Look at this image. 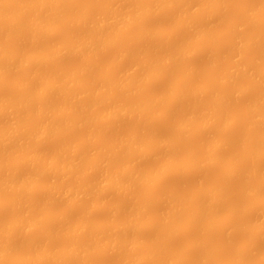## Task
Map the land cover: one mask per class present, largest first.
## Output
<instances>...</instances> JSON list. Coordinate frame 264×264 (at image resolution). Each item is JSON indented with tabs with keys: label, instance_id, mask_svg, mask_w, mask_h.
Here are the masks:
<instances>
[{
	"label": "bare ground",
	"instance_id": "6f19581e",
	"mask_svg": "<svg viewBox=\"0 0 264 264\" xmlns=\"http://www.w3.org/2000/svg\"><path fill=\"white\" fill-rule=\"evenodd\" d=\"M71 1L0 0V84L7 83L14 87L11 89L13 91L8 90L9 93L0 90V125H4L0 127V209L5 208L7 211L8 208L12 211L8 215L10 216L8 219L7 216L6 218L5 216L2 217L3 215L0 216V264H92L90 262V260H93L92 257L101 255L100 257L104 256L103 258H106L112 254V256L121 254L120 257H117L118 263L121 262L120 264H187L191 260V255L185 251L198 253L195 264H264V256L260 252L259 254L262 257L258 254L259 250L264 251L263 247L259 249L260 245L264 244V236H262L264 235V202L263 205L260 204L262 205L261 208L259 204L256 205L260 194L264 193V64L260 63L257 69H253L257 65L254 66L256 63H252L255 62L254 60L261 62L264 58H262L264 56V30H262L264 26L261 25V22L264 21V15L258 17L254 12L249 11L252 7L255 9L258 6V9L263 8L264 2L257 6L251 5L253 2L243 0L242 5L239 6L240 8L234 6L236 9L238 8L236 10L231 5V0V7L227 0H73V3ZM96 6H100V8L94 9ZM164 8L166 11L172 10L171 18L174 17L173 21L175 23L178 21L175 27L173 26L175 31H170V35L167 34L168 37L163 36L164 39L162 38L163 32L160 33V28V32L157 29L155 31L142 29L138 31L137 36L143 42L140 41L134 44L133 47L130 45V48L121 49L120 58L118 56L119 60L117 62L118 58L108 63L98 59L97 54L101 55L106 50L108 52L115 43L118 45L117 42L133 38L135 36L133 29L137 25H142V23L155 16L161 17L165 13ZM230 8L236 13H241L243 10V13L250 17L247 19V16H245L244 20L242 14L243 19L239 18V14L236 15L238 19L234 16L236 22L233 20L234 23L230 22L235 28V33L228 39L230 45L227 42L228 47L225 46L226 49L225 47L223 49L220 37L232 25L229 26L231 24L229 22L225 30L224 27L221 28L222 23H219L222 21L218 18L224 16V20L222 18L221 20L225 21V18L227 19L229 14H232ZM244 8H247L245 11L248 10L247 13L249 14L245 13ZM163 9L164 11L161 13ZM227 9L230 11L227 12L228 14L225 11ZM95 11H98L97 14H95ZM223 11L224 14L222 15ZM213 18H217L216 20L219 23ZM252 18H256V21ZM209 20L211 24H208ZM249 20L255 21L256 25L260 24L261 29L259 27V30L250 29V34L247 36L248 32L242 34V31L246 29L245 24L248 25ZM228 21L229 19L226 20V22ZM61 22L63 25L59 26L62 24ZM214 22L219 27H214ZM201 23L204 25L201 26ZM174 28H170V30H174ZM236 28L242 33H237ZM62 29L74 31L76 36L75 33L70 36L66 34L67 37H63H66L65 39L60 37L62 38L60 39L61 42L58 40L53 41L54 38L52 40L46 38L53 36L50 33L56 35L58 32H62ZM179 31L185 33L184 35L180 33L184 36L182 40L186 38L185 41L178 39L182 44L177 40L172 41L174 40L172 38ZM245 35L246 37L243 38ZM71 36H75L74 39ZM167 38L170 41H167L165 45L162 42L161 46L158 41ZM62 40H67L69 43L67 41L62 42ZM148 40H156L159 46H156V44H154V47L153 45L148 46ZM6 46L9 47V50H6ZM145 47H147L146 51L144 50ZM245 48L248 51L251 50V52L255 50L254 53L261 55L262 59L259 55H256V59H252L251 63L249 60H245L246 56L242 53L243 50L247 51ZM158 50H162V53ZM226 50L229 53H226ZM141 52L144 53L141 54ZM207 52H212L215 55L213 56L215 60L212 57V62L210 61L209 67L207 66L209 70L218 68V61L225 55L228 57V54L233 67L229 68V71L220 72L218 78H210L206 83L203 81L205 83L203 84L197 79L201 74L197 72H200L203 67L201 64H197L194 58L211 54L206 55ZM72 55L82 59L76 67L68 69L64 66L59 67L65 61L64 59L67 60ZM132 55H136V61H134L135 58ZM130 57L134 63L130 67H133V69L124 66V62ZM60 60L64 61L61 62ZM259 62L257 61V63ZM262 62L264 63V59ZM92 65L96 66L91 68ZM197 65L201 68L198 69ZM104 68L108 71H105ZM117 68L120 70L118 73L114 71ZM125 68L131 70L132 74L128 70L126 73H122L126 71ZM21 69L29 71L26 79L17 81L9 78V76L15 75L9 74L10 72H19V70L22 71ZM178 70L181 71L179 77L177 75L179 74L177 73ZM176 80L179 81L178 85L175 84L177 83ZM238 80L242 81L243 84ZM246 82L247 84H245ZM157 83L166 84L164 87L168 89L165 90L166 88H164L162 92L146 98V92L155 87ZM216 88H222V91L215 92ZM202 99H207L208 102L205 100L207 104ZM237 100L240 103H236V109H239L234 112L233 104ZM166 101H171L172 103H169L173 107H169L171 109L159 114L157 118L161 119L170 111L172 113L183 108L191 111H187L188 113L176 120L177 122L175 121L167 126L171 129L168 128L166 133L163 132L165 127L154 128L152 126L154 130L152 127L144 126L145 120L149 118L145 113L146 110L153 105H163ZM242 115L243 119L240 120L238 117H242ZM115 119L117 122L123 121L120 123V128L118 126L119 122H115ZM126 121L134 122L133 124L136 123L138 127L141 124L140 128L135 125L137 129L134 130L135 132L133 131L134 133L132 132L128 136L123 134V138L119 137L120 140L115 138L114 142L112 141L111 144L109 142L110 145L107 144L109 147L102 142H98L96 146H92L93 148L90 147V151H93L92 155L95 154L94 158L91 154L84 157L81 152L86 153L89 150L88 143L93 145L97 142L89 141L87 143L85 141L84 144L83 140H79L82 144L80 145L76 143L79 142L78 140H73L71 144L72 142L74 144L71 146L70 141L66 139L70 133L77 130L78 132L91 134V136L103 134L108 129H113V131L118 129L119 131L121 124H125ZM116 124L118 125L114 126ZM195 126H199V130L202 129V132L191 131L194 130L193 127ZM237 126H242V129L241 127L236 129ZM142 127L146 129L144 130ZM172 127L175 129L173 135L171 134L174 131ZM234 129L236 130L234 131ZM156 130L161 133L158 132L160 134L156 135ZM218 131L221 133L219 134ZM203 133L205 134L203 135ZM231 133L232 135H230ZM154 135H161L162 137L156 138ZM165 135H169V137ZM53 141H57L58 144L61 143L59 145L55 144L57 147H53L51 150H46L48 148L47 144ZM236 144L237 147L235 148L234 145ZM84 147L86 148L84 149ZM19 148L22 150L20 151ZM199 148H201V153L198 156L197 150ZM16 149L18 156H15ZM81 149L84 150L81 151ZM160 152L165 153V155L161 157ZM177 152L181 155L180 157ZM11 155L15 157L13 158ZM157 156L159 157L156 158ZM89 157L91 158L89 159ZM153 157L156 159L153 164L155 167L144 162L154 159ZM223 158H226V160L222 161ZM157 160L159 161L156 163ZM140 161L142 162L141 165L139 164ZM25 164H29L31 167L28 168ZM216 169L224 173L226 181L223 179L224 176L222 178L220 174L221 182H218L220 179L215 180L211 183L212 188L211 185L205 184L207 178L204 179L202 176L205 172L204 176H207L210 171L218 172L219 170ZM238 169L244 172L243 188L247 197L245 199L249 200V205L251 203L245 209L244 206L240 205L241 202L238 203L240 199H237L238 195L233 192L235 190L230 189V183L229 186L222 184V181L227 184V181L235 179L238 175ZM174 171L183 174L182 179H185L186 175L199 176L198 179L201 177V182L198 180L201 183L199 186L204 185V188L207 187L206 189L203 187L198 188L197 185L196 188L198 189L192 190V194L196 195L187 194V196L191 195L194 200L186 196L190 211L196 206L195 212L192 211L191 214H186L185 211L188 208L185 206L187 205L186 202L183 206L179 205V208L177 198L179 199L180 195L171 189L169 190L172 193L168 190L166 192L168 195L157 199L160 202H157V204H155L157 201L155 199L144 200L137 196H135L137 198L135 199L131 196V194L135 195L136 187L138 188L141 183L142 185L147 183L145 185H149L150 189L161 186V180L169 173H174ZM91 176H95V178ZM49 177L59 178V180L55 178V182L57 180L59 184L57 182L56 184H43ZM202 178L205 181H202ZM62 179H66L65 182ZM42 180L44 181L42 182ZM250 180L258 182L255 185L247 186V182ZM210 189H212V192H210ZM228 189L230 190L228 191ZM224 190H227V192L233 191L227 194ZM108 193H115L114 195L119 193L117 197L126 195L123 197H126L127 200H129V195L130 199L135 200L133 205H131L132 203L128 204V207L125 205L126 202L121 205L123 201H119L120 205H118V202L107 203L109 200L107 198L112 195ZM209 193L215 195H211V197H214L213 199L205 197ZM92 196H95L94 200L97 203ZM88 197L89 199L91 197V201H94V205L88 207V209L93 208L95 210L94 206H97V209L102 210L101 207L103 206V213L107 211V215L110 212L113 214L110 213L107 217L109 218L110 215L109 219L114 217L113 222L112 219L110 222L109 219H107L108 222L105 221L106 219H102L104 223H99L97 224L98 227L95 225L96 228H94V222L96 221L92 223L93 219L88 215L93 209H85L84 212L89 211L87 213L88 217L83 218L82 216L78 222L71 223L68 217L71 218L72 214L80 212V203ZM242 198L244 197L242 196ZM105 199H107L106 203L104 202ZM188 199L191 201H187ZM152 200L156 205L155 207L151 204ZM195 200H198L199 205ZM192 202L195 205H192ZM225 202H228L227 206ZM57 203H63L62 205L65 206L63 207ZM58 205L64 208L63 212L61 211L62 213L55 212L54 207ZM150 205H152V208L160 205L163 210H158L159 215L157 213L151 214L147 211V207L149 210L151 209ZM105 206L109 207L105 208ZM164 207L166 211H164ZM223 209H226V212L229 211L228 214L232 215H225L227 213ZM142 210L146 211L143 215L141 214ZM182 211L188 217L190 215L189 218L185 216L188 220L184 218ZM187 211L189 212V209ZM124 212L127 214L124 215ZM237 212H241L240 214L243 216L241 215L242 217L239 218L240 214ZM120 213H124L122 216H126V218L122 217ZM236 213L239 214L238 217ZM220 214H224L227 218L224 215V218H222L223 216H220ZM251 214L253 215L250 216ZM255 214L257 215L255 216ZM83 215H86V213ZM117 215L121 219L123 218L124 221L120 218L117 219ZM147 215L149 218L146 217ZM155 216L158 217L155 218ZM245 217H248V219ZM54 218L59 223L58 226H51L53 224L51 219L54 220ZM182 218L187 220L186 225L185 222L182 223ZM232 218L233 220H231ZM244 218L245 221H238L239 219L240 221L244 220ZM180 220L182 221L180 222ZM222 220L224 223H221ZM179 222L185 225V228H182ZM220 224L222 225L220 226ZM91 226L94 231L97 229L95 234H93L94 231H90L93 230ZM101 227H103V231L109 229V233L107 231L101 233ZM186 227L188 230L189 228L192 230V228L199 227L202 231L199 230V233L203 235L200 236L198 233L200 238L198 235H194L196 237H192L197 239L194 240L189 237L188 242L187 239L184 240L190 246L188 247V244H186L187 249L183 252L184 248H181L180 243L182 242L184 247L185 242L181 241L180 246H175L174 243L178 244V240L173 239L176 233L177 236L179 235L180 230L184 229L186 231ZM240 228H243L242 231H247L244 238L237 237L236 232ZM98 230H100V233H98ZM227 230L229 231L226 232ZM87 231L93 233L88 232V234ZM233 232L240 242L237 241L240 247L238 255L232 249L237 244L234 243ZM216 233H219V238L218 234L214 235ZM215 236L219 240L215 243H219L218 246L224 244L226 248L219 247L222 249L221 251L218 250L219 248L216 249V244L210 242L213 238L212 241H216ZM210 238L212 239L210 240ZM226 238L227 242L233 244L232 247L225 241ZM148 241H151V243H148ZM226 243L234 251L233 253L232 250H229L230 248L228 249ZM172 244L178 248H175ZM238 246L234 249L239 250ZM168 247L171 250L170 254L166 251ZM193 247L194 249H192ZM179 248L181 252H176ZM223 248L227 250H223ZM217 250L220 254L227 251L222 253L223 255L229 253L233 257L235 253L236 256L233 259L222 257L217 262L220 257ZM97 251H99V254L96 253ZM164 253H167V255ZM121 259L123 260L121 261Z\"/></svg>",
	"mask_w": 264,
	"mask_h": 264
},
{
	"label": "rangeland",
	"instance_id": "374dc122",
	"mask_svg": "<svg viewBox=\"0 0 264 264\" xmlns=\"http://www.w3.org/2000/svg\"><path fill=\"white\" fill-rule=\"evenodd\" d=\"M72 1H73V0H72ZM72 1H71V2H72ZM227 1H228V3H229V6H230V0H227ZM247 1L250 2V3L253 2L251 5H257V6H258L261 2H264V0H263V1H262V0H246V2H247ZM231 2H232L231 5H233V8H235L234 6H237L238 8H240L239 6L242 5L241 3L243 2V0H241V1H240V0H233V1L231 0ZM255 2H256V3H255ZM72 3H73V2H72ZM250 3H249V4H250ZM236 4H237V5H236ZM240 4H241V5H240ZM97 7L100 8V6H96V7H94V9L96 8V10H97ZM230 7H231V6H230ZM254 7H255V6H254ZM99 8H98V10L100 11ZM238 8H237V9H238ZM258 8H259V6H258ZM258 8L256 7V9H255V8L252 7V9H249V8H248V9H249V11L251 10V12H254L255 15L258 16V17L264 15V7H263V8H260V9H258ZM164 9H165V8H164ZM164 9L161 11V13L164 11ZM167 9H168V8H167ZM235 9H236V8H235ZM237 9H236V10H237ZM246 9H247V8H246ZM246 9L244 8V11H245ZM253 9H254V10H253ZM227 10H228V11H227ZM227 10H225V11H226V14H228L227 12H230V11H232V14L230 13L229 16H228V18H227V19L225 18V21H223V20H224V19H223L224 16H221V15H220L221 17L218 18V19H220V21H222V22H220V23H219L218 20H216L217 18H215V19L213 18V20H216L217 23H219V24L222 23V25H220V26H221V28L224 27L225 30H226V27H228L227 24H228L230 21H232V20L235 21V18H237V17H236L237 14H239V15H238V16H240L239 18H242V15H243V16H244V20H245V16H247L246 14L243 13V10L241 11V13L233 12V9H232V8H230V11H229V9H227ZM168 11H169V12H168ZM168 11H166V9H165V13H163L161 17H160V16H157V17L155 16V17L151 18L150 20H148L147 22L142 23V25H137V26L133 29V31H134L133 33H134L135 36H134L133 38H131L132 40H131V39H125V40H122V41L119 42V43L117 42L118 45H116V43H115V45H113V47L111 46V48H110L111 50L109 49L108 52H107V50H106V52H103V53L100 52V53H102L101 55H98V54H97V56H99V58H98V57H97V58L100 59V61H103V60H104L103 62H105V63H108L109 61H113V59H117L118 56L120 55L119 53H120L122 50L127 49V48H130L131 46L133 47L134 44H136V43H138V42H140V41L143 42L142 40H139L140 38L137 36L138 31H140V30H142V29H149L150 31H151V30H152V31H153V30L155 31V29H157V31H159V28H160V31H161V32H160V31H159V32H160V33L163 32L162 38H163V36H164L165 38L168 37L167 34H169V33L173 32V31H175V28H174V27H175V24L178 23V21H177L176 23L173 21V20H174V17H172L173 19L171 18V16H172V14H171V13H172V10L169 9ZM239 11H240V10H239ZM247 11H248V10H247ZM247 11H245V13H247ZM93 12H94V11H93ZM95 12H96L95 14H97L98 11H95ZM193 12H194V10H193ZM197 12H198V11H197ZM254 13H253V15H254ZM223 14H224V11L222 12V15H223ZM241 14H242V15H241ZM247 14H249V13H247ZM250 15H251V13H250ZM153 16H154V15H153ZM234 16H235V18H234ZM165 17H166V18H165ZM248 17H250V16H247L246 18L248 19ZM251 17H252V16H251ZM161 18H162V19H161ZM221 18H222L223 20H221ZM211 19H212V18H211ZM211 19H210V20H211ZM228 19H229V21L226 22V20H228ZM237 19H238V18H237ZM242 19H243V18H242ZM242 19H239V20H242ZM250 19H251V18H250ZM252 19L255 20L256 18H252ZM154 20H155V21H154ZM168 20H169V21H168ZM210 20H209V21H210ZM213 20H212V21H213ZM257 20H258V19H257ZM233 21H232V22H233ZM255 21H256V20H255ZM255 21L253 22V21H250V20H249L248 25H247V23L245 24V26H247V27H245L246 29H244V30L242 31L243 33L240 32V31H238L237 28H236V32H237V33L240 32L239 34H241V33H242V34H247L246 32H248V34H247V36H248V35L250 34V29L256 30V29H258V27L260 26V24H257V25H256V22H255ZM152 22H153V23H152ZM157 22H158L159 24H158ZM161 22H162V23H161ZM173 22H174V25L172 24ZM201 22H202V21H201ZM205 22H206V21H205ZM205 22H204V23H205ZM207 22H208V21H207ZM207 22H206V23H207ZM232 22H230L231 24H229V26L232 25ZM235 22H236V21H235ZM260 22H261V21H260ZM263 22H264V21H263ZM263 22H261V25L264 26V23H263ZM61 23H62V22H61ZM155 23H156V24H155ZM167 23H169V24H167ZM209 23L211 24V21L208 22V24H209ZM214 23H215V22H214ZM217 23L214 24V27L217 25ZM233 23H234V22H233ZM249 23H250V25H249ZM199 24H200V23H199ZM61 25H63V23L60 24L59 26H61ZM160 25H161V26H160ZM171 25H172V26H171ZM177 25H178V24H177ZM202 25H204V24L201 23V26H202ZM173 26H174V27H173ZM263 26H262V27H263ZM216 27H219V26H216ZM170 28H171V29L174 28V30H170ZM176 28H177V27H176ZM231 28H232V30H231ZM242 28H243V27H242ZM259 29H261V27H259ZM259 29H258V30H259ZM62 30H63V29H62ZM64 30H65V29H64ZM64 30H63L62 32H60V33L58 32V34H56V35H55L54 33H53V34L50 33V35H53V36L51 37V36L49 35L50 37H46V38H51L50 40H52V39L54 38L53 41L56 42V40H58L59 42H61L60 39H62L64 36L67 37V35L70 36V35H72V34H74V33H75V36H76V32H74V31L72 32V31L69 30V29H67V30H65V31H64ZM241 30H242V29H241ZM253 30H251V31H253ZM262 30H264V29L262 28ZM59 31H60V30H59ZM170 31H171V32H170ZM222 31H223V30H222ZM244 31H245V32H244ZM177 32H178V30H177ZM223 32H224V31H223ZM227 32H228L229 34H228ZM180 33H182V32L179 31V33H177V34L175 33L176 35L174 36V38H172V39H174V40H172V41H175V40L178 41V39H181V41H183V40L185 41L186 38L182 40V38H184L183 35H184L185 33L183 32V33H182L183 35L180 34ZM234 33H235V28H233V25H232V27L228 28L227 31H225V33H222L223 35H221V37H220V35H218V37H220V39H221V47H222L223 49H224L225 46L228 47V45H226V43L228 42V39H230L229 37H230L231 35H233ZM61 34H62V35H61ZM66 34H67V35H66ZM164 34H166L167 36H165ZM47 35H48V34H47ZM54 35H55V36H54ZM169 35H170V34H169ZM57 36H58V37H57ZM75 36H74V37H75ZM172 36H173V35H172ZM182 36H183V37H182ZM185 36H187V35H185ZM222 36H223V37H222ZM241 36H242V35H241ZM60 37H62V38H60ZM66 37H65V38H66ZM71 37H72V36H71ZM74 37H72V38L74 39ZM175 37H176V38H175ZM218 37H217V38H218ZM244 37H246V35L243 36V38H244ZM46 38H45V39H46ZM65 38H63V39H65ZM138 38H139V39H138ZM169 38H170V36H169ZM169 38L165 39L166 41L161 39L162 41L159 40L158 42L161 43V44H160L161 46H162V42H163V44L165 45V43H166L167 41H170ZM69 39H70V38H69ZM163 39H164V38H163ZM168 39H169V40H168ZM46 40H47V39H46ZM50 40L48 39L49 42H50ZM126 40H127V41H126ZM53 41H52V42H53ZM63 41H67V40H62V42H63ZM136 41H137V42H136ZM172 41H171V42H172ZM177 41H176V42H177ZM67 42H68V41H67ZM147 42H148V43H147L148 46H149V45H150V46L153 45V47H154V44H156V46L159 44V43L156 42V40H155V41H154V40H148ZM155 42H156V43H155ZM178 42H179V41H178ZM209 42H210V41H209ZM68 43H69V42H68ZM179 43H181V42H179ZM119 44H120L121 46H120ZM123 44H124V45H123ZM127 44H128V45H127ZM181 44H182V43H181ZM228 44H229V42H228ZM126 45H127V46H126ZM130 45H131V46H130ZM179 45H180V44H179ZM222 45H223V46H222ZM229 45H230V44H229ZM119 46H120V47H119ZM158 46H159V45H158ZM6 47H7V46H6ZM118 47H119V48H118ZM126 47H127V48H126ZM153 47H151V48H153ZM8 48H9V47H7L6 50H7ZM10 48L12 49L11 46H10ZM116 48H117V49H116ZM146 48H147V47L144 48L145 51H146ZM148 48H149V47H148ZM162 48H166V47H162ZM248 48H249V47H248ZM121 49H122V50H121ZM159 49H160V48H159ZM225 49H226V47H225ZM229 49H230V47H229ZM246 49H247V48H245V50H246ZM251 49H252V48H251ZM8 50H9V49H8ZM162 50H163V49H162ZM162 50H160V51L158 50V51L162 53ZM227 50H228V49H227ZM227 50H226V53H229V51L227 52ZM10 51H11V50H10ZM109 51H110V52H109ZM112 51H115V52H112ZM141 51H142V50H141ZM164 51H166V50H164ZM247 51H248V49H247ZM247 51H244V50H243L242 53H244V56L247 57V58L245 57V60H249L250 63H251V60H252V59H253V60L256 59V58H255V57H257L256 55H259V54H258V53L255 54V53H254L255 50H253L254 52H251V50L248 51V52H247ZM245 52H246V55H245ZM138 53H139V52H138ZM143 53H144V52H143ZM143 53L141 52V54H143ZM161 53H160V54H161ZM208 53L213 54L212 52H207L206 55H208ZM223 53H224V52H223ZM242 53H241V54H242ZM111 54H112V55H111ZM204 54H205V53H204ZM211 54L208 55V56H203V55H202V56H200V57L197 56V57L194 58V59L196 60L197 64H201V66L203 67L202 70H201V71H203V72H201V71H200V72H197V73H201L199 76L196 74V75L198 76L197 79H198L199 81H201V82L205 81V83H206L210 78H218V77L220 76V72L222 73V72H224V71H227L229 68L231 69V68L233 67V66H231V65H232L231 61H232V60L229 61L230 56H229V54H228V57L225 55V57L223 56V58L220 59L222 62H219L220 60L218 61V63H217V64H218V68L215 67V68H216L215 70H212V69L210 68L211 70H209V69L207 68V66H208L209 63L212 62V60H211L212 57L215 56L214 54H213V55H211ZM75 55H77V54H75ZM199 55H200V54H199ZM242 55H243V54H242ZM242 55H241V56H242ZM262 55H263V54H262ZM73 56H74V55H72V57H69V58H68V56H67L68 59H67V60L64 59L65 61H64V60H60L61 62H62V61H64V62H62V63L59 65V67H63V66H64V68H66V69L71 68V67H76V66L79 64L81 57L78 58L77 56H74V57H73ZM135 56H136V55H135ZM135 56L132 55V57L135 58V60L133 59L134 61H136V57H135ZM140 56H141V55H140ZM195 56H196V55H195ZM244 56H242V57L244 58ZM192 57H193V56H192ZM192 57H191V58H192ZM231 57H232V56H231ZM239 57H240V56H239ZM259 57L261 58V55H259ZM259 57H258V59H259ZM263 57H264V56H262V58H263ZM71 58H72V59H71ZM103 58H104V59H103ZM119 58H120V56H119ZM119 58L116 60V62L119 60ZM137 58H139V57H137ZM214 58H215V57H213V59H214ZM232 58H233V57H232ZM262 58H261V59H262ZM74 59H75V60H74ZM209 59H210V60H209ZM263 59H264V58H263ZM263 59H262V61H263ZM81 60H82V59H81ZM122 60H123V59H122ZM122 60H121V61H122ZM124 60H125V59H124ZM124 60H123V61H124ZM131 60H132V58L130 57L127 61L124 62V63H125L124 66L126 65L127 68H128V66H129V69H131V68L133 69V67H130V65L133 63V61H131ZM189 60H190V58H189ZM208 60H209V61H208ZM214 60H215V59H214ZM240 60H241V59H240ZM60 61H59V62H60ZM106 61H107V62H106ZM191 61H192V60H191ZM210 61H211V62H210ZM224 61H225V62H224ZM241 61H242V60H241ZM243 61H244V60H243ZM254 61H255V62H252V63H256V64H254V66H256V65H257V66H256V68L254 67L253 69H257V67L260 66V65L258 66V64H260V63L264 64L262 61L259 62V60H257L259 63H257L256 60H254ZM205 62H206V63H205ZM227 62H228V63H227ZM66 63H67V64H66ZM119 63H120V61H119ZM193 63H194V62H193ZM247 63H248V62H247ZM57 64H58V63H57ZM100 64H101V63H100ZM100 64H99V65H100ZM133 64H134V63H133ZM133 64H132V65H133ZM102 65H103V64H102ZM102 65H101V66H102ZM209 65H210V64H209ZM220 65H221V66H220ZM95 66H96V65H95ZM95 66L92 65L91 68H93V67H95ZM103 66H104V65H103ZM121 66H122V65H121ZM121 66H120V67H121ZM216 66H217V65H216ZM250 66H251V64H250ZM199 67H200V66H199ZM199 67H198V65H197V68H198V69H199ZM208 67H209V66H208ZM221 67H222V68H221ZM263 67H264V66H263ZM46 68H47V67H46ZM46 68H45V70H47ZM55 68H56V67H55ZM64 68H62V69L64 70ZM100 68H101V67H100ZM121 68H122V67H121ZM121 68H120V69H121ZM127 68H125V70H126L125 72H124V71L122 72V70H121V72H122V73H126L127 70H128V72L131 73V72H130L131 70L129 71V69H127ZM200 68H201V67H200ZM206 68H207V69H206ZM251 68H252V67H251ZM58 69H60V68H58ZM62 69H61V70H62ZM94 69H95V68H94ZM94 69H91V70H94ZM101 69H102V68H101ZM204 69H205V70H204ZM230 69H229V70H230ZM258 69H259V68H258ZM260 69H262V68H260ZM260 69H259V70H260ZM21 70H22V69H21ZM40 70H41V69H40ZM52 70H53V69H52ZM104 70H105V68H104ZM104 70H103V71H104ZM106 70L108 71V69H106ZM106 70H105V71H106ZM117 70H118V68H117ZM117 70H114V71H115L116 73H118L120 70H118V71H117ZM229 70H228V71H229ZM249 70H250V69H249ZM251 70H252V69H251ZM262 70H263V69H262ZM262 70H261V71H262ZM42 71H43V68H42ZM50 71H51V70H50ZM112 71H113V69H112ZM112 71H111V73H112ZM178 71H180V70H178ZM178 71H177V73H179V74H177V75H178V77H179L181 71H180V72H178ZM198 71H199V70H198ZM252 71H253V70H252ZM19 72H20V73H19ZM19 72H15V73L10 72L9 74L12 73V74H15V75H11V76H9V78H10V79L13 78L14 80H17V81H23L24 79H26V78L28 77V72H29V71L27 72V70H22V71L19 70ZM45 72H46V71H45ZM47 72H48V71H47ZM109 72H110V71H109ZM255 72H256V71H255ZM257 72H258V71H257ZM262 72H263V71H262ZM16 73H17V74H16ZM23 73H24V75H23ZM43 73H44V72H43ZM49 73H50V72H49ZM51 73H52V71H51ZM51 73H50V74H51ZM122 73H121V74H122ZM129 73H128V74H129ZM133 73H135V71H133ZM218 73H219V74H218ZM45 74H46V73H45ZM112 74H113V73H112ZM121 74H120V75H121ZM131 74H132V73H131ZM131 74H129V76H131ZM46 75H47V74H46ZM113 75H115V74H113ZM117 75H119V74H117ZM177 75H176V76H177ZM193 75H194V74H193ZM176 76H175V77H176ZM169 77H170V76H169ZM175 77H173V78L176 79ZM195 77H196V76H195ZM173 78H172V81H173ZM192 78L194 79V77H192ZM178 80L180 81V79H178ZM178 80H176V81H177V83H175L176 85H178V83H179ZM195 80H196V78H195ZM240 80H242V79H240ZM240 80H238V81H240ZM246 81H247V80H246ZM10 82H11V81H10ZM180 82H181V81H180ZM240 82H242V81H240ZM244 82H245V81H244ZM8 83H9V82H8ZM205 83L203 82V84H205ZM180 84H181V83H180ZM201 84H202V83H201ZM238 84H239V83H238ZM241 84H243V82H242ZM245 84H247V82H246ZM1 85H2V86H1ZM3 85H4V86H3ZM165 85H166V84H165ZM165 85H163V83H157L155 87H153L152 89L150 88L149 90L147 89V90H148L147 92L145 91V92H146L145 97H146V98H147V97L150 98L151 96H154L155 94H157V93H159V92H162V90H163L164 88H166L165 90H167L168 88H167V87H164ZM173 86L175 87L174 84H173ZM179 86H180V85H179ZM0 87H1L0 90H3V92H4V91H7V92H8V90H11L12 88H14V87H12L10 84H7V83L0 84ZM2 87H3V88H2ZM6 87H7V88H6ZM5 88H6V89H5ZM156 88H157V89H156ZM151 90H152V92H151ZM165 90H164V91H165ZM218 90H219V91H218ZM11 91H13V90H11ZM220 91H222V88H216V89H215V92H220ZM1 92H2V91H1ZM4 93H5V92H4ZM8 93H9V92H8ZM10 93H11V92H10ZM147 93H148V94L151 93V94L148 95ZM152 93H153V94H152ZM141 95H143V94H141ZM143 98H144V97H143ZM202 100H203V99H202ZM205 100L207 101V99H204L203 101H205ZM240 100H243V99H240ZM206 101H205V102H206ZM238 101H239V100H237V101L233 104V111H234V112H235L236 110L239 109V108L236 109V105H237L236 103H238V104L240 103V102H238ZM244 101H245V100H244ZM166 102H168V103H166ZM166 102H165L166 104H165V103H163V105L160 104L161 106H160V105H159V106H158V105H153V106H151L150 109H147V110H146L145 113H146V115H147L149 118H148V120H145L146 122L144 121V122H145V123H144V126H148L149 128H151L152 126H154V128H156V127H160V126H161V128H164V127H165V128L163 129V132L166 133V131H168V128H169V127H167V126L171 125V124L174 123L176 120L180 119L182 116H184L185 114H187L188 112L191 111L190 109L183 108L184 110H183V109L178 110V111L176 110V111H173L172 113H171V111H170V112H169L170 114L168 113L166 116H164V117L161 118V119H160V118H157V116H159V114H163L164 111H166V110H168V109H171V108H169V107H173V106H171V104H170V103H172L171 101H166ZM169 102H170V103H169ZM207 102H208V101H207ZM207 102H206V104H207ZM246 102H247V101H246ZM200 103H202V102H200ZM241 103H242V102H241ZM206 104H205V105H206ZM168 105H170V106H168ZM203 105H204V104H203ZM205 105H204V106H205ZM244 105H245V104H244ZM244 105H243V106H244ZM154 106H155V107H154ZM200 106H202V105L200 104ZM239 106H241V105H239ZM241 107H242V106H241ZM152 108H153V109H152ZM162 108H163V109H162ZM151 109H152V110H151ZM159 110H160V111H159ZM185 110H186V111H185ZM241 110H242V109H241ZM187 111H188V112H187ZM237 113H238V111H237ZM152 114H153V115H152ZM182 114H183V115H182ZM239 114H241V112H239ZM154 117H155V118H154ZM236 117H237V116H236ZM174 118H175V119H174ZM238 118H239L240 120H242V119H243V115H242V117H238ZM164 119H165L166 121H165ZM115 120H116V119H115ZM115 120H112V121L114 122ZM163 120H164V121H163ZM167 120H168V121H167ZM1 121H3V120H1ZM112 121H111V122H112ZM115 122H117V120H116ZM118 122H119V121H118ZM118 122H117V123H118ZM121 122H123V121H121ZM121 122H119V125L116 124V125H114V126H117V125H118L119 128H120V123H121ZM126 122H127V121H126ZM126 122H125V124L122 123L123 125L121 124V129H120L119 131H118V129H117V131H113V129H108V130H106L107 133H106V131H105V132H103V134H102V133H101V134L99 133L100 135L96 134V136H95V134H94L93 136H91V134L89 135V134H87V133L78 132V130H77V131H73V132L70 133L69 135L67 134L68 136H67V138H66V137H65V138L68 139V140L70 141V145H71V146H73L72 144H74V142H72V144H71V141H73V140H78V141H79V140H83V141H84V144H85V141H87V143H88L89 141H90V142H97V143H95V144L93 143V145H92L91 143H88V144H87V145H88L87 147L89 148V150H87V149H86L87 151L85 150L87 154L84 153V152H81V154H83L84 157H87L88 154H91V155H92V152H93V151H90V147L93 148L94 145L96 146V144H98V142H100V143H101V142H102V143H105V146H106L107 144H109V142H110V144H111L112 141L114 142L116 139L118 140L119 137L123 138V136H122L123 134H124V136H126V135L128 136V135L132 134V132H133L134 130L137 129L138 125H137L136 123H135V125H137V127L133 124L134 122H133V123H132V122H129V121H128L127 123H126ZM176 122H177V121H176ZM3 123L5 124V121H4ZM155 123H156V124H155ZM158 123H159V124H158ZM160 123H161V124H160ZM111 124H112V123H111ZM263 124H264V123H263ZM140 125H141V124H140ZM140 125H139L138 128H140ZM1 126H4V125L1 124L0 127H1ZM131 126H132V127H131ZM142 126H143V125H142ZM144 126H143V127H144ZM193 126H194V125H193ZM263 126H264V125H263ZM143 127H142V128H143ZM148 127H147V128H148ZM197 127H198V128H197ZM239 127H241V129H242V126H237L236 129H238ZM123 128H124V129H123ZM142 128H141V129H142ZM154 128L152 127V129H154ZM172 128H173V127H172ZM193 128H194V130L192 129L191 131H196L197 133L200 132V131L202 130L201 128H200L201 130H199V126H195V127H193ZM143 129H144V128H143ZM143 129H142V130H143ZM145 129H146V128H145ZM145 129H144V130H145ZM169 129H171V128H169ZM236 129H234V131H235ZM124 130H125V132H124ZM138 130H139V129H138ZM138 130H137V131H138ZM154 130H155V129H154ZM161 130H162V129H161ZM173 130H174V131L171 133L172 135H173V133L175 132V129H174V128H173ZM120 131H122V132H120ZM127 131H128V132H127ZM156 131H157L156 135H157V134L159 135V134L161 133V132L158 131V130H156ZM156 131H155V132H156ZM171 131H172V130H171ZM237 131H238V130H237ZM237 131H236V132H237ZM239 131H240V130H239ZM134 132H135V131H134ZM134 132H133V133H134ZM158 132H160V133H158ZM163 132H162V133H163ZM196 132H194V133L197 134ZM201 132H202V131H201ZM218 132H219V131H218ZM232 132H233V131H232ZM236 132H234V133H236ZM241 132H242V131H241ZM110 133H111V134H110ZM139 133H140V131H139ZM220 133H221V132H219V134H220ZM234 133H233V134H234ZM238 133H239V132H238ZM104 134H105V135H104ZM107 134H108V135H107ZM125 134H126V135H125ZM167 134H168V133H167ZM171 134L169 133L170 136H172ZM199 134H200V133H199ZM204 134H205V133H203V135H204ZM217 134H218V133H217ZM219 134H218V135H219ZM75 135H76V136H75ZM79 135H80V137H79ZM156 135H154L156 138H159V137L161 136V135H160V136H156ZM169 135H168V136L165 135V136L169 137ZM230 135H232V133H231ZM230 135H228V136H230ZM102 136H103V137H102ZM165 136H163V137H165ZM234 136H235V135H234ZM237 136H238V134H237ZM113 137H114V138H113ZM161 137H162V136H161ZM161 137H160V138H161ZM231 137H232V136H231ZM82 138H84V139H82ZM87 138H88V139H87ZM115 138H116V139H115ZM100 139H102V140H100ZM109 139H110V140H109ZM99 140H100V141H99ZM119 140H120V138H119ZM121 140H122V139H121ZM57 141H59V140H57ZM57 141H53L52 143L47 144V147H48L49 149L46 148V150H51L53 147H57L56 145H59V144L61 143V142H60V143L58 144ZM83 141H82V142H83ZM64 142H65V141H64ZM75 142H76V141H75ZM79 142H80V143H79ZM79 142H76V143L82 145V144H81V141H79ZM53 143H54V144H53ZM76 143H75V144H76ZM51 144H52V145H51ZM55 144H56V145H55ZM89 144H91V145L89 146ZM110 144H109V145H110ZM196 144H197V143H196ZM198 144H199V143H198ZM200 144H201V142H200ZM68 145H69V144H68ZM102 145H103V144H102ZM109 145H107V146L109 147ZM75 146H77V145H75ZM92 146H93V147H92ZM238 146H239V144H238ZM101 147H102V146H101ZM103 147H104V145H103ZM234 147L236 148V147H237V144L234 145ZM234 147H233V149H234ZM85 148H86V147H84V149H85ZM106 148H107V147H106ZM19 149H20V148H19ZM84 149H81V151H83ZM103 149H105V148H103ZM103 149H102V150H103ZM197 149H198V146H197ZM21 150H22V149H20V151H21ZM44 150H45V149H44ZM46 150H45V151H46ZM93 150H94V149H93ZM182 150H183V149H182ZM182 150H181V152H182ZM15 151H16V153H15ZM15 151H14V153H15V156H16V155H17V149H16ZM197 151H198L197 155L199 156L200 153H201V148H199V150H197ZM48 152H50V151H48ZM95 152H96V151H95ZM99 152H100V151H99ZM99 152H98V153H99ZM181 152L179 151L180 154H182ZM46 153H47V152H46ZM96 153H97V152H96ZM162 153H163V152H160L159 155L162 154ZM179 153L177 152V154H179ZM18 154H19V153H18ZM180 154L178 155L179 157L181 156ZM13 155H14V154H13ZM13 155H11V156L14 158L15 156H13ZM83 155H82V156H83ZM91 155H90V156H91ZM96 155H97V154H96ZM164 155H165V153L162 154L161 157H163ZM17 156H18V155H17ZM88 156H89V155H88ZM92 156H93V158H94V157H95V154H93ZM158 157H159V156H157L156 158H158ZM176 157H177V156H176ZM90 158H91V157H89V159H90ZM151 158H152V157H151ZM153 158H154V157H153ZM85 159H86V158H85ZM148 159H149V158H148ZM15 160H16V159H15ZM155 160H156V159L154 158V159H152V160L150 159L149 161L147 160V161H144V162H146V164H148L149 166H150V164H151L153 167H155V166L153 165ZM221 160L224 161V160H226V158H223V159H221ZM244 160H246V159H244ZM244 160H243V161H244ZM142 161H143V160H142ZM158 161H159V160H157L156 163H157ZM247 161H248V160H247ZM244 162H245V161H244ZM141 163H142V162L140 161L139 164L141 165ZM245 163L248 164V162H245ZM144 164H145V163H144ZM25 165H27V164H25ZM25 165H24V167H25ZM148 165H147V166H148ZM27 166H28V168L31 167V166H29V164H28ZM142 166H143V164H142ZM149 166H148V167H149ZM152 166H151V167H152ZM145 167H146V166H145ZM24 169H25V168H24ZM213 170H214V169H213ZM216 170H219V169H216ZM208 171H210V170H208ZM175 172H176V171H174V173L172 172V174L169 173L168 176L166 175V176L161 180V183H162V184L159 183V184H161V186L159 185V186H156V187H153L152 189H150V188H149V185H145V184H147V183H145V184L143 183V185H142V183H141V185L139 184V185H138V188L136 187V191L133 190V191H135V192H134L135 195H132V194H131V196H133L135 199H137V198L135 197V196H137L138 198H142V199H144V200H151V199H155V200H157V199H159V198H161V197L163 198L164 195H165V197H166V195H168V194H166V192H167L169 189H171L172 191L176 192V194L178 193V194L180 195L179 199L177 198V201H178V202H177V201H175V202L179 203L178 206H179V205H180V206H183V204H185V202H186V198H187V197H191V195H192V196H193V195H196V194H192V193H193L192 190L195 191L196 189H198V188H200V187H203L204 185H203V186H199V184L201 185V183H200V182H201V180H200L201 177L198 179L199 176L197 177V176L194 175V174L189 175V176L186 175V176H185V179H182V175H183V174L181 175V173H177V172L175 173ZM214 172H215V173H214ZM237 172H238V173H237L238 175H237V177H236L235 179L230 180V181H227V184H225L224 181H222V182H223L222 184H223V185H227V186L231 185V186H229L230 189H231V188L234 189L235 191H233V190H232V191H233V192H236V195H238V196H237V199H240V200H241V201L239 200L238 203L241 202L240 205H241V206H244V209H245V208H247V205H248V206L251 205V203H250V205H249V200H248V199H247V200L245 199V198H247V197H246V194H245V190H244V188H243V183H244L243 180H244V178H245V175H244V172H243L242 170H240V169H238ZM192 173H193V172H192ZM205 173H206V172H205ZM205 173L203 174L202 177H204V179L207 178V179H206V182H205L206 185H211V183H213L215 180H217V179L219 180V179L221 178V175H222V178H223V176H224V173H223L221 170H219L218 172H216V171H210V172L207 174V176H204ZM216 173H217V174H216ZM195 174H196V173H195ZM220 174H221V175H220ZM96 175H97V174H96ZM195 176H196V177H195ZM91 177H92V178H95V176H94V177L91 176ZM175 177H176V178H175ZM55 178H56V177H51V178L49 177V179L44 178V179H47V180H46L45 182H43L44 180H42V182H43V184H48V185L51 184V183H52V184H56V182H57V184H59V182L57 181V180H59V178H58V179L56 178V179H57L56 182H55ZM183 178H184V177H183ZM222 178H221V179H222ZM179 179H180V180H179ZM221 179H220V181H218V182H221ZM223 179L226 181L225 176H224ZM62 180L64 181V180H66V179H62ZM198 180H200V182H199ZM202 181H205V180H203V178H202ZM54 182H55V183H54ZM61 182H62V181H61ZM64 182H65V181H64ZM64 182H63V183H64ZM256 182H258V181H256V180H250V181L247 182V186L255 185ZM229 183H230V184H229ZM170 184H171V185H170ZM202 184H203V183H202ZM228 184H229V185H228ZM197 185L199 186L198 188H196ZM139 186H141V187H139ZM211 186H212V185H211ZM204 187H205V186H204ZM204 187H203V188H204ZM224 187H225V186H224ZM229 187H228V188H229ZM161 188H162V189H161ZM195 188H196V189H195ZM206 188H207V187H206ZM206 188H204V189H206ZM212 188H213V186H212ZM225 188H226V187H225ZM159 189H160V191H159ZM174 189H175V190H174ZM194 189H195V190H194ZM208 189H209V187H208ZM223 189H224V188H223ZM226 189H227V188H226ZM230 189H228V191H229ZM171 190H169L168 192H170ZM200 190H201V189H200ZM200 190H198V191H200ZM133 191H132V192H133ZM232 191L227 192V190H226V191L224 190V192H227V194H228V193H232ZM137 192H138V193H137ZM142 192H143V193H142ZM144 192H145V193H144ZM150 192H151V193H150ZM153 192H154V193H153ZM174 192H173V194H174ZM207 192H209V191H207ZM207 192H206V193H207ZM210 192H212V189H210ZM222 192H223V190H222ZM147 193H148L149 195H148ZM170 193H172V192H170ZM108 194L111 195L112 193H108ZM114 194H115V193H113L112 195H114ZM116 194H117V193H116ZM120 194H121V193H120ZM187 194H191V195H190V196H187ZM197 194H198V193H197ZM212 194H213V193H211V194L209 193V195H206L205 197H209L208 199H210V198L213 199V198H214L213 196H215V195L213 194V196L211 197ZM54 195H55V194H54ZM106 195H107V194H106ZM112 195L109 196V197L107 198V199H109V200L107 201V203H111V202L117 203V202H118V205H120V204H119V203H120L119 201H121V202L123 201V202L121 203V205H123V204L126 202L125 205L127 206L128 204H131V203H132L131 205H133V201L135 200V199H134V200L130 199L131 197L129 198V195H128V199H129L130 201L127 200L126 197H123V196H126V195H122V194H121V195H122L121 197H120V196L117 197V195H119V193H118L117 195H114V196H112ZM146 195H147V196H146ZM184 195H185V196H184ZM145 196H146L148 199H147ZM176 196H177V195H176ZM186 196H187V197H186ZM197 196H198V195H197ZM242 196H243L244 198H242ZM94 197H95V196H94ZM94 197L92 196L93 200H94ZM104 197H105V196H104ZM177 197H178V196H177ZM194 197H195V196H194ZM205 197H204V198H205ZM238 197H240V198H238ZM191 198L193 199V197H191ZM191 198H190V199H191ZM195 198H196V197H195ZM197 198L199 199V196H198ZM86 199H87V200H86ZM86 199H84V201H82L83 203H82V202L80 203V204H81V205H80V208H79V211H80V212H76V213L72 214V215L70 216L71 218L68 217V219H69V221H70L71 223H74V222L76 223V221L78 222V220H80L82 216H83V218H84L85 216H87V213H89V211H88L89 209H91V210L93 209V208H89V209H88V207L93 206V205H94L93 202H94L95 200H94V201H91V197H90V199H89V197L86 198ZM95 199H96V198H95ZM97 199H98V198H97ZM107 199H105L104 202H105ZM206 199H207V198H206ZM212 199H211V200H212ZM243 199H244V202H243ZM126 200H127V201H126ZM131 200H132V201H131ZM139 200H140V199H139ZM193 200H194V199H193ZM200 200L202 201L201 198H200ZM200 200H199V201H200ZM211 200H210V201H211ZM229 200H230V199H229ZM229 200H228V201H229ZM231 200H232V199H231ZM263 200H264V193H263V194H260V196H259V200L256 202V205L259 204V206H260V208H261L262 205H263V202H264ZM152 201H153V200H152ZM152 201H146V202H152ZM187 201H191V200L188 199ZM206 201H209V200H206ZM206 201H205V202H206ZM226 201H227V199H226ZM246 201H247V202H246ZM95 202H96V201H95ZM157 202L160 203L159 200H157V201L155 202V204H157ZM195 202L198 204V200H197V201L195 200ZM202 202H203V201H202ZM230 202L232 203L233 201H230ZM230 202H229V204H230ZM245 202H246L247 204H246ZM96 203H97V202H96ZM105 203H106V202H105ZM114 203H112V204H114ZM199 203H200V202H199ZM227 203H228V202H227ZM227 203L225 202L226 206L228 205ZM57 204H60V203H57ZM62 204H63V203H61L60 205H62ZM147 204L149 205V203H147ZM151 204L154 205V201H153ZM162 204H163V203H162ZM162 204H161V205H162ZM181 204H182V205H181ZM186 204H187V205H185V206L188 207V206H189V205H188L189 203L186 202ZM197 204H196V205H197ZM242 204H243V205H242ZM260 204H262V205H260ZM95 205H96V204H95ZM152 205H150V206H151V209H150V210H149V208L147 207V211H149L151 214H153V213H154V214H156V213L158 214V210H161V209L163 210V208H162L160 205H159L158 207H156V208H152ZM176 205H177V204H176ZM192 205H195V203L192 202ZM198 205H199V204H198ZM62 206H63V205H62ZM62 206H59V205H58V206L54 207V208H55V212L57 211L56 213H60V212L64 209L63 207H64L65 205H64L63 207H62ZM100 206H101V205H100ZM109 206H111V205H109ZM109 206H105V208H106V207L108 208ZM150 206H149V207H150ZM155 206H156V205H154V207H155ZM164 206H165V205H164ZM166 206H167V205H166ZM180 206H179V208H180ZM190 206H191V205H190ZM241 206H240V207H241ZM245 206H246V207H245ZM259 206H256V207H259ZM102 207H103V206H102ZM102 207H101V209L103 210ZM127 207H128V206H127ZM167 207H168V206H167ZM195 207H196V206H195ZM195 207L192 209V211H194ZM54 208H53V209H54ZM94 208H95V210L93 209V211H92V212L90 211V213L88 214V215H90V217L93 219V220L91 221V220L88 218L92 223H93L94 221H96V222H94V226H95V225L97 226V224H99V223H101V224L104 223V221H103L102 219H106L105 221L108 222L107 219H109L110 216L113 215V214L109 211V212L111 213V215L109 216V218H107L108 215H109L110 213L107 215V213H108L107 211H105V212L103 213L102 210H99L100 208L97 209V206H96V207L94 206ZM164 208H165V207H164ZM184 208H186V207H184ZM65 209H66V208H65ZM80 209H82V210H80ZM85 209H88V210H86L87 212H86V211H85V212L83 211V210H85ZM130 209H131V206H130ZM130 209H129V211H131ZM188 209H189V212L187 211ZM241 209H242V207H241ZM263 209H264V208H263ZM2 210H3V211H2ZM77 210H78V208H77ZM77 210H76V211H77ZM106 210H108V209H106ZM183 210H184V209H183ZM190 210H191V209H190L189 207L186 208V211H185L186 214H187V213H188V214H191L192 211H190ZM224 210H225V213H227V214H225L224 212H222V213H224L225 215H229L228 213H230V212H229L228 210H227L228 212H226V209H223V211H224ZM81 211H83V212H81ZM97 211H98V212H97ZM100 211H101V212H100ZM164 211H166V208L164 209ZM240 211H241V210H240ZM53 212H54V210H53ZM62 212H63V211H62ZM62 212H61V213H62ZM74 212H75V211H74ZM132 212H133V211H132ZM132 212H130V213L132 214ZM145 212H146L145 210H142V213H141V214L143 215V214H145ZM194 212H195V211H194ZM194 212H193V213H194ZM6 213H7V214H6ZM11 213H12V211H10L8 208H7V211H6L5 208H4V209H3V208L0 209V214H1L0 216L3 215L2 217L5 216V218H6V216H7V219L10 218V216H8V215H10ZM84 213H86V215H83ZM99 213H100V214H99ZM102 213L104 214L103 216H105V217L102 216ZM124 213H125V214H124ZM124 213H123L124 215L127 214L126 212H124ZM182 213H183V211H182ZM237 213L240 214L241 212H237ZM237 213H236V216L238 217L239 214L237 215ZM254 213H256V212H254ZM120 214H121V213H120ZM123 214H121V216H122ZM160 214H161V213H160ZM183 214H184V213H183ZM186 214H184V218H186V219L188 220V218L190 217V215H189V217H188V215H186ZM224 214H223V215H224ZM73 215H74V216H73ZM118 215H119V214H118ZM118 215H117V216H118ZM158 215H159V214H158ZM192 215H193V214H192ZM223 215L220 214V216H223ZM225 215H224V216H225ZM230 215H232V214H230ZM230 215H229V216H230ZM241 215H242V214H240L239 218L243 216V215H242V216H241ZM252 215H253V214H251L250 216H252ZM256 215H257V214H255V216H256ZM54 216H57V215H54ZM76 216H77V217H76ZM94 216H95L96 218H98V219H96ZM117 216H116L117 219L120 218V216H118V217H117ZM185 216H187L188 218L185 217ZM224 216H223L222 218H224ZM234 216H235V214H234ZM245 216H246V215H245ZM255 216H254V217H255ZM258 216H259V215H258ZM258 216H257V217H258ZM87 217H88V216H87ZM112 217H113V216H112ZM122 217H124V216H122ZM146 217L149 218L148 215H147ZM146 217H145V218H146ZM152 217H153V216H152ZM156 217H158V216H155V218H156ZM225 217H226V216H225ZM231 217H232V216H231ZM237 217H236V219H237ZM5 218H4V219H5ZM124 218H126V216H125ZM150 218H151V217H150ZM226 218H227V217H226ZM245 218H246V217H245ZM245 218H244V220H241V221H240V219H239L238 221H239V222L245 221ZM250 218H251V217H250ZM250 218H249V220H250ZM252 218H253V217H252ZM2 219H3V218H2ZM4 219H3V220H4ZM68 219H67V220H68ZM94 219H95V220H94ZM111 219H112V218H111ZM111 219H109V222H110ZM113 219H115V218L113 217ZM113 219L111 220L112 222H113ZM117 219H116V220H117ZM120 219H121V218H120ZM127 219H128V215H127ZM182 219H183V218H182ZM186 219H185V220L183 219V221L180 220V222L182 221L183 224H184V222H185V225H186V223H187V220H186ZM234 219H235V217H234ZM246 219H248V217H247ZM51 220H52V223H53L51 226H56V225L58 226L59 223H57V222L55 221V218H54V220H53V219H51ZM121 220L124 221L123 218H122ZM223 220H225V219H223ZM223 220L221 221V223H222V222L224 223ZM229 220H230V218H229ZM231 220H233V218H232ZM251 220H253V219H251ZM98 221H100V222H98ZM101 221H102V222H101ZM119 221H120V220H119ZM123 221H122V222H123ZM125 221H127V220H125ZM234 221H236V220H234ZM66 222H67V221H66ZM107 222H106V223H107ZM180 222H179V224H181L182 228H185V225H182V223H180ZM225 222H226V220H225ZM116 223H118V222L116 221ZM123 223H124V222H123ZM101 224H100V225H101ZM217 224H218V223H217ZM67 225H68V224H67ZM67 225H66V226H67ZM71 225H72V224H71ZM221 225H222V224H220V226H221ZM66 226H65V227H66ZM69 226H70V223H69ZM92 226H93V225H92ZM92 226H91V227H92ZM96 226H95L94 228H96ZM181 226H180V227H181ZM183 226H184V227H183ZM218 226H219V225H218ZM218 226H217V227H218ZM67 227H68V226H67ZM97 227H98V226H97ZM99 227H100V226H99ZM92 228H93V227H92ZM94 228H93V230H92L91 228H89V229H91L90 231H94ZM104 228L106 229V227H104ZM107 228H108V227H107ZM182 228H179V229H182ZM194 228H195V227H194ZM221 228H222V227H221ZM221 228H220V229H221ZM226 228H227V227H226ZM89 229H88V230H89ZM98 229H99V228H98ZM186 229H187V227H186ZM186 229H185V230H186ZM222 229H223V228H222ZM224 229H225V227H224ZM241 229H243V228H240L239 231L237 230L238 232L235 231V232L237 233V237H238V238H244V236L247 235V231H242ZM100 230H101V233H102V231H103V227H101ZM100 230H98V233H100V232H99ZM187 230H188V229H187ZM187 230H186V231H184V229H183V230H180V233L178 232V233H179L178 236H177V233H176V235H175L174 237H175V238L177 237V238H176V239L174 238L173 240H178V244L174 243L175 246H177V245L180 246L179 243H180L181 241L186 240V239H187V242H188L189 237L191 238V237L194 236V235L197 236L198 233H199V230L201 231V229H199V227H197L196 229H193V228H192V230H190V228H189V230H188V231H187ZM244 230H245V229H244ZM90 231H87V233L90 232ZM96 231H97V229H96ZM96 231H94V233H93V232H92V233L95 234ZM106 231H107V230H106ZM106 231H103V232H106ZM228 231H229V230H227L226 232H228ZM110 232H111V229H110ZM187 232H188V233H187ZM201 232H202V231H201ZM223 232H224V231H223ZM226 232H224V233H226ZM239 232H241V233H239ZM244 232H246V233H244ZM92 233L90 232V234H92ZM107 233H109V229H108ZM183 233H184V234H183ZM185 233H186V234H185ZM189 233H190V234H189ZM219 233H220V232H219ZM219 233H216V234H214V235H217V234L219 235ZM221 233H222V231H221ZM88 234H89V233H88ZM201 234H202V233H201ZM232 234H233V236H234V238H235L234 243H237V241H238V243H240L239 240H238V238L236 239V236H235L234 232H233ZM245 234H246V235H245ZM248 234H249V233H248ZM105 235H107V234H105ZM108 235H109V234H108ZM190 235H191V236H190ZM199 235H200V233H199ZM199 235H198V237L200 238V236H202L203 234L200 235V236H199ZM221 235L223 236V233H222ZM187 236H188V237H187ZM196 236H194V237H196ZM222 236H221V237H222ZM262 236H264V235H262ZM210 237H211V236H210ZM215 237H216V238H215L216 241H212L214 238H213V239L210 238V240L212 239L211 241L209 240V241L212 242L213 244H214L215 242H218V241H219V240H217V239L220 237V235L218 236V238H217V236H215ZM192 238H193V237H192ZM192 238H191V239H192ZM222 238H223V237H222ZM224 238H225V234H224ZM224 238H223V239H224ZM247 238H249V237L247 236ZM193 239H194V238H193ZM195 239H197V238H195ZM195 239H194V240H195ZM263 239H264V238H263ZM263 239H262V240H263ZM189 240H190V239H189ZM221 240H222V239H221ZM232 240H234V239L232 238ZM244 240H245V239H244ZM246 240H247V239H246ZM225 241L227 242V238H226ZM240 241H241V240H240ZM60 242H61V241H60ZM62 242H63V240H62ZM149 242L151 243V241H148V243H149ZM174 242H175V241H174ZM184 242H185V245H184ZM184 242H183L184 247L182 246V242L180 243V244H181V248H184V250H182L183 252L187 249V245H186V244H188L186 241H184ZM242 242H243V241H242ZM261 242H262V241H261ZM56 243H57V242H56ZM221 243H222V242H221ZM227 243H229V242H227ZM227 243H226V244H227ZM238 243H237L236 245H234V247H232L233 244L231 245V244L229 243V244L231 245L232 249L235 250V251L237 252V255H238V251L240 252V247L238 246ZM59 244H60V243H59ZM215 244H216V243H215ZM229 244H227V245H228V249L230 248L229 250L231 251L232 249H231V247L229 246ZM61 245H62V244H61ZM61 245H60V246H61ZM172 245H173V244H172ZM218 245H219V243L216 244V246H217L216 249H218L219 247L222 248V247H225V246H226V245L224 246V244H223V246H222V245H221V246H218ZM261 245H262V246H261ZM261 245H260V248H259V249H262L261 247L264 248V244H261ZM173 246H174V245H173ZM175 246H174V247H175ZM185 246H186V248H185ZM189 246H190V245L188 244V247H189ZM237 246L239 247V250H238V249H237V250L234 249V248L237 247ZM170 248H171V245H170ZM170 248L168 247V250H166L168 254H170V253H169V252L171 251V250H169ZM175 248H178V247H175ZM175 248H174V249H175ZM220 248H219L218 250L221 251L222 249H220ZM225 248H226V247H225ZM225 248H223V250H224ZM189 249H191V248H189ZM192 249H194V247H193ZM192 249H191V250H192ZM178 250H180V251H178ZM196 250H197V248H196ZM218 250H217V251H218ZM225 250H227V249H225ZM233 250H232V253L234 252ZM166 251H165V252H166ZM193 251H194V250H193ZM262 251H263V250H262ZM176 252H181V249H180V248L177 249ZM185 252H186V253H189V254L191 255V260H190L187 264H195L196 256L198 255V253L195 252V251H194L195 253H194V252L191 253V251H185ZM225 252H227V251H224V252H222V253H225ZM228 252H229V251H228ZM259 252L261 253V255L264 256V254H263L264 251L261 252V251L259 250V251H258V254H259ZM96 253L99 254V251H97ZM167 253H164V254L167 255ZM171 253H172V252H171ZM222 253L220 254L219 251H218V254H220V257L218 258L219 260H217V262L220 261V260H221L220 258H222V257H225V258H227V257L229 258V257H230L231 259H233V257L236 256L235 253H234L233 257H231V255H229V253H228V254L226 253V255H223ZM100 254H101V253H100ZM109 254H110V253H109ZM230 254H231V253H230ZM239 254H240V253H239ZM95 255H96V254H95ZM106 255L108 256V254H106ZM112 255H113V254H112ZM112 255H109V256L106 257V258H103L104 256H103V257H100L101 255H98L99 257H97V256H96V257H92L93 260H92V261L90 260V262H92V264H93V263H94V264H112L113 262H114L113 264L118 263V259H117V257H120L121 254H118V256H115V255L112 256ZM116 255H117V253H116ZM122 255H123V254H122ZM216 255H217V254H216ZM256 255H257V254H256ZM256 255H255V256H256ZM259 255H260V254H259ZM261 255H260V256H261ZM257 256H258V255H257ZM111 257H112V258H111ZM123 257H124V255H123ZM123 257H122V258H123ZM215 257H216V256H215ZM261 257H262V256H261ZM94 258H95V259H94ZM258 258H259V257H258ZM119 259H120V258H119ZM95 260H96L97 262H96ZM104 260H105V261H104ZM122 260H123V259H121V261H122ZM225 260H226V259H225ZM227 260H228V259H227ZM98 261H99V263H98ZM215 261H216V260H215ZM103 262H104V263H103ZM120 263H121V262H120ZM120 263H118V264H120ZM148 263H149V262H148ZM150 263H151V262H150ZM90 264H91V263H90Z\"/></svg>",
	"mask_w": 264,
	"mask_h": 264
}]
</instances>
